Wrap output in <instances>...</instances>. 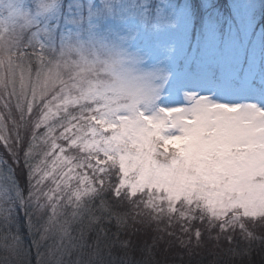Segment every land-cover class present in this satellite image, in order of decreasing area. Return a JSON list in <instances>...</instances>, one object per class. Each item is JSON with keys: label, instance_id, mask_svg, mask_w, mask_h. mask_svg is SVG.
I'll return each instance as SVG.
<instances>
[{"label": "snow or ice", "instance_id": "obj_1", "mask_svg": "<svg viewBox=\"0 0 264 264\" xmlns=\"http://www.w3.org/2000/svg\"><path fill=\"white\" fill-rule=\"evenodd\" d=\"M8 7L0 264H159L160 245L191 257L208 244L209 264H252L264 250V3Z\"/></svg>", "mask_w": 264, "mask_h": 264}, {"label": "trees", "instance_id": "obj_2", "mask_svg": "<svg viewBox=\"0 0 264 264\" xmlns=\"http://www.w3.org/2000/svg\"><path fill=\"white\" fill-rule=\"evenodd\" d=\"M133 240L136 243L139 242L138 238L136 237H133ZM179 248L182 250V252L176 255V257H174V259H171V260H167L170 258V256L166 254L165 256L160 255L159 248H158L156 250V255H155L156 261H158L159 264H189V261H191V264H209V261L214 258L209 253L215 250L209 247L206 249H199V250L197 249L196 254L192 255L191 257L187 254L185 249H182L181 247ZM134 255L136 259L141 258L139 252L135 253ZM181 256H182V259H181ZM250 259L252 261V264H264V250H262L260 246L257 248H255L254 246V251L252 252Z\"/></svg>", "mask_w": 264, "mask_h": 264}, {"label": "rangeland", "instance_id": "obj_3", "mask_svg": "<svg viewBox=\"0 0 264 264\" xmlns=\"http://www.w3.org/2000/svg\"><path fill=\"white\" fill-rule=\"evenodd\" d=\"M195 2L197 4H201V3L216 4L217 6H219L220 10L223 11L230 5L231 0H195ZM256 2L258 4H260V3H264V0H256ZM8 13H9L8 0H4L3 4H0V16L7 17ZM0 154H2V150H0ZM4 157H5V159L8 158L6 153H4ZM51 242L52 241H49V243H51ZM208 247L212 249L211 244H208V245H206L205 248H201V249H206ZM257 247H259L258 244L255 245V248H257ZM159 252H160V255H164L165 256V254H166V255L170 256V258L167 259V260H171V259H174V257H176V255L181 253L182 250L179 248V246H173L172 248H170L167 251H165L164 245H160Z\"/></svg>", "mask_w": 264, "mask_h": 264}]
</instances>
